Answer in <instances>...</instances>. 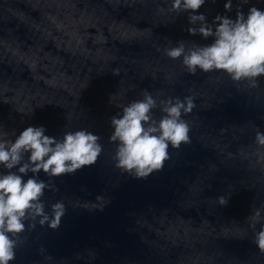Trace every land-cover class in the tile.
Returning a JSON list of instances; mask_svg holds the SVG:
<instances>
[{
	"label": "clouds",
	"instance_id": "obj_1",
	"mask_svg": "<svg viewBox=\"0 0 264 264\" xmlns=\"http://www.w3.org/2000/svg\"><path fill=\"white\" fill-rule=\"evenodd\" d=\"M204 3L205 0H171L170 7L159 8L161 13L168 14L189 12L190 24H199V27H190L188 32L199 33L205 39L214 37V42L206 46L180 41L175 47H165L164 54L173 60L182 58V65L190 74L194 75L197 69L222 71L233 82L246 81L249 87H258V78L264 76V11L253 6L247 16L238 11L235 20L218 15L213 30L204 15L194 14ZM224 7L231 11L232 0H227ZM119 71L113 69L112 74L119 75ZM142 96L143 99L123 106L122 115L110 118L113 132L109 140L118 142L112 157L115 167L136 179H146L162 170L170 159V145L179 149L182 144L191 143V124L182 119V114L191 113L196 107L192 96L183 100L168 98L160 100L159 104L147 90ZM157 107L164 113L158 120L153 116ZM45 132L43 126H28L15 135L14 140L8 138V133H0V166L7 170L0 172V264H10L15 259L18 237L26 230L25 221L31 222L29 228H35L39 218L41 226L47 224L57 230L66 213L62 200L51 205V215L45 211L42 200L45 190L58 189L39 180L36 174L41 171L49 177L74 174L94 165L103 152L101 137L86 129L65 132L62 139L45 135ZM255 142L264 146V133L257 130ZM29 172L33 175L25 181L24 176ZM216 200L220 206L228 203L225 196ZM262 219L259 209L247 217L252 229ZM253 242L264 253V224L255 233Z\"/></svg>",
	"mask_w": 264,
	"mask_h": 264
}]
</instances>
